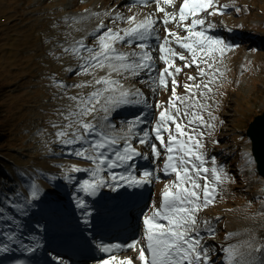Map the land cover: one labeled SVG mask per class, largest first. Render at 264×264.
Wrapping results in <instances>:
<instances>
[{"label": "snow or ice", "instance_id": "snow-or-ice-1", "mask_svg": "<svg viewBox=\"0 0 264 264\" xmlns=\"http://www.w3.org/2000/svg\"><path fill=\"white\" fill-rule=\"evenodd\" d=\"M150 2L156 4V12L164 14L161 20L154 19V13L145 14L141 19L136 15L124 17L117 14L112 18V23L121 22L127 27H109L100 32L105 27L101 23L91 33L95 37L94 47H88L80 40L64 49L83 61L79 75L94 77L92 84H76L74 87L94 86L95 90L87 96L68 97L73 104L68 106L66 114H62L67 123L57 131L56 136L64 146L80 145L73 148L69 155L92 164L91 168L73 166L70 169L72 173L86 172L89 176L80 181L75 189L82 195L74 197L75 206L86 218L91 216V212L87 210L85 198H95L101 189L115 192L122 187L143 188L159 181L157 173L174 177L165 184L159 206L153 200L142 213L141 235L138 238L125 244H97L100 251L109 254L100 264H136L137 260L140 264H214L209 254L210 248L202 241L215 237V227L211 221L200 220L198 216L200 211L215 203L217 189L228 176L223 167L217 166L215 158L211 159L212 167H206L208 159L204 152L203 133L198 132V128L205 125L201 110L206 105L196 99L198 94L206 96V92L200 91L201 84L210 92L213 80L210 77L207 83L202 80L201 84H196V77L189 76L188 80L193 83L183 86L186 95H178L176 76L183 69L176 66V61H183L184 68L195 66L200 69L199 76L203 78L209 73L201 68V64L212 69L216 54L222 55L228 46L224 45L223 40L209 35V29L204 27L205 21L199 18L201 13L213 7V0H183L178 12L171 13L162 5L175 7L174 0H134L131 6H147ZM158 24L164 26L163 38L159 34ZM169 24H174L185 34L180 35L171 30ZM117 45H135L139 51L123 52ZM158 63L164 65L163 69L157 67ZM96 71H104L105 75L96 77ZM141 74L147 79H141L140 83L147 84L153 94L158 90L168 91L171 82L167 106L157 102L155 111L142 112L127 121V131L123 135H116L110 131L113 126L103 122L108 120L110 111L121 105H143L145 108H152V105L139 88L126 89L120 79L113 77L128 79ZM53 85L60 89L67 87L55 80ZM101 111L105 113L102 122L96 123L95 117L93 120L87 119ZM149 115L154 117L153 121L147 119ZM144 124H150V127L137 132L136 129ZM53 127L60 126L54 124ZM207 127L213 125L208 124ZM68 129L72 131L69 133ZM133 139L137 140L138 145L150 149L153 162L160 160L163 155L162 167L144 169L137 175V159L148 160L149 156L133 146ZM116 169L123 171L116 172ZM64 179L71 182L73 178L66 174ZM39 195V189L32 184L30 200L25 201L24 205L9 200L7 207L24 214L25 206L37 200ZM0 221L10 222L16 228L21 227L13 216L4 214L3 207H0ZM84 223L90 221L85 219ZM202 231L206 236L201 234ZM232 235L226 238L230 239ZM0 236L7 241L0 244V253L12 251L13 245L28 254L40 247L39 243L32 246L24 244L16 231L0 232ZM129 249L137 252L135 258H118L120 251ZM222 252L224 264H264V242L255 243L254 238L229 245Z\"/></svg>", "mask_w": 264, "mask_h": 264}, {"label": "rangeland", "instance_id": "rangeland-1", "mask_svg": "<svg viewBox=\"0 0 264 264\" xmlns=\"http://www.w3.org/2000/svg\"><path fill=\"white\" fill-rule=\"evenodd\" d=\"M175 1L178 4V0ZM21 3L25 6V14L30 17L27 24L31 28V36L26 35L28 33L26 30L22 31L23 36L26 40L31 38L34 49L32 53L25 56L26 67L22 74L18 71L11 73L9 71V66L12 64L11 58L0 55L1 67L6 72V75L2 79L9 81L10 79L22 76L26 78L31 73L32 79L30 84L32 85L26 87L23 96H34L35 98L41 91L39 89L37 90L36 87H47L49 86V82L53 83L54 80L56 82H62L67 87L65 89H59L53 95H46V100L42 104L47 108L54 107L55 109L54 118L49 117L53 135L51 144L47 143L42 146L27 145L25 140L26 136L21 139L14 133H10L11 125L8 126L4 119L6 110H10L11 108V103L6 105L5 109L2 110V117L0 119V159L3 160L5 155H8L12 162L20 164L25 170L28 169L31 172V176L24 175L20 172V167L15 164L8 165L7 170L1 168L0 186H8V184L14 183L13 178L10 176L14 174L17 176L16 178L20 186L25 181L24 177H33L41 182L49 191L61 195L57 186L60 184L59 187H62V183L66 182L64 179L66 174L69 177L71 176L69 173L71 167L75 166L81 169L92 167L90 161L69 155L73 148L79 147L80 145L70 146V149L67 150V146L58 142L56 133L67 123L63 119L62 114H66L68 108H65V104L62 101L66 99L70 104H73L68 99L69 96H87L95 90L94 86H86L83 88L74 87L76 84L90 85L94 77L92 75H79L78 73L81 71L80 64L83 61L76 59L70 53L65 52L64 49L70 48L76 41L80 40H83L88 47H94L95 37L91 33L101 23L105 27H111L113 29L127 27L126 24L121 22L112 23V18L120 14L125 17L136 15L138 19H141L145 14L151 13L150 6L155 3L150 2L147 6L129 5L123 12L118 7L125 3L124 0H0V26L1 18L6 15V11L19 7ZM165 9L170 13L177 11V7H165ZM105 13H108V15H105ZM209 13L212 14L210 15ZM155 15L153 16L154 19L158 21L162 19V17ZM200 19H207V28L215 29V31L224 28L228 22L234 23L236 26H242L244 28L242 34L245 35L242 39H234L237 44L233 47V52L229 56L221 59L215 58L212 62L213 67L216 66V68H213V71H228L225 76L220 74L216 75V79L219 80L218 85L222 86L218 88L211 87L210 92L207 89H200V91L206 92V96L197 95L201 104L206 105L209 103L210 106L209 113L211 115L209 113L205 114V122L207 124L204 125L203 130L201 128L199 129L203 133L204 152L208 159L206 167L211 168L212 158H215L217 162H221L227 160L231 155L228 144L222 136L226 131L222 130V128L218 129L217 127H220L225 121H228V125L232 129H229L227 135L230 136L235 133L232 137L239 135L241 138L242 131L246 128L248 121L258 115L259 111L264 110V49L259 48L258 45L251 46L247 42L248 38H246V34H253L257 36L256 39L258 41L263 39L264 34H259L262 30L259 27L262 22L264 23V0H214L213 7L203 13ZM170 25L173 31L179 32L181 30L176 28L174 24ZM247 26L258 28V33L247 31ZM99 34L97 33V35ZM159 34L163 38L165 34L163 25ZM91 39H93V43L90 42ZM0 44H4L1 34ZM21 44H24V42H21ZM224 45L229 47L230 43ZM117 47L123 52L139 51V49L135 48V45L132 47H120L117 45ZM177 51L181 50L177 49ZM84 55L87 54L84 53ZM153 55L155 56L157 54L153 53ZM247 55H249V58L244 59ZM32 64H35V66L31 68ZM176 66L182 68L184 71L181 76V83L183 84H181L180 91L183 95H186L183 86L189 84V76L196 77L195 83L200 84L197 78L200 69L192 67L191 71H185L183 61L179 60L176 61ZM241 67H244L246 72ZM158 68L161 69L160 65ZM201 68L208 69L204 64H201ZM103 75H105L104 71L95 72L96 77ZM113 78L120 79L126 89L132 90L134 87V77L124 79L123 77L114 76ZM18 83L12 89V92L18 94L17 98L21 100L23 96L21 97L20 95ZM230 87L235 88L237 94H232L231 91L235 93L236 91ZM57 89L55 87L52 93ZM169 94L170 91L162 92L158 102L165 105ZM40 101V99L36 98L33 102L31 101V97H29L26 101V106L30 110V105L40 104ZM118 108L124 110L128 108L134 109L131 105H121L115 109ZM155 110L154 107L152 111ZM104 115L105 113L102 111L96 112L93 116L87 117V119L93 120L95 117V122H97ZM107 115L108 119L112 120L111 111ZM47 116V114L45 116L42 115L41 121L45 122L44 120ZM132 119L134 118L131 117ZM153 120L154 117L150 115L149 121ZM126 122V119L118 121V127L116 129L111 128L110 131L116 135H123L127 131ZM54 124L60 127H53ZM208 124L213 125V127L208 128ZM68 131L70 133L72 130L68 129ZM22 141L24 142L23 144ZM233 143L234 141L232 142L231 148L234 147ZM122 144L123 141H121ZM144 149L149 159L143 163L149 162V170L161 167L164 159L163 155L160 160L153 162L150 149L145 146ZM245 161L246 158H243L241 162L245 163ZM231 164L233 171L236 174L241 173L238 175H241L244 179L238 180L235 173L231 170L232 167L229 165L224 166L223 169L227 173L228 179L219 185L215 203L200 211L198 216L200 220L211 221L216 228L215 237L206 238V243H204L206 247L210 248L209 254L214 264L224 263L222 249L229 245L240 244L251 238H254V242L258 243V239L261 236L258 233L260 231L259 228L264 227V206H262L264 205V198L252 200L256 187L262 184L254 178L255 165L253 160L248 158L246 164L239 165L240 170L236 166L235 159L232 160ZM104 175L107 176L105 173ZM157 175L160 177V173H157ZM75 179H78V177ZM167 182L169 181L161 179L160 177L158 182L153 183V186L156 187L153 200L157 202V205L160 197L159 192L164 189ZM225 183L227 184L225 185ZM25 191L30 195V188L25 189ZM150 203L145 205L143 208L144 211L149 207ZM261 206L262 208L259 209ZM217 218H221L222 220L217 222ZM254 219L257 220V224L252 222ZM229 234H233L230 239L226 238ZM59 260H62V258L60 257Z\"/></svg>", "mask_w": 264, "mask_h": 264}, {"label": "bare ground", "instance_id": "bare-ground-1", "mask_svg": "<svg viewBox=\"0 0 264 264\" xmlns=\"http://www.w3.org/2000/svg\"><path fill=\"white\" fill-rule=\"evenodd\" d=\"M125 1V3H123L121 6H119L118 7V9L119 10H122L123 12L126 10V8H127V6H129V5H133V3H134V0H124ZM175 3V7L174 8H176V6H177V1H175L174 2ZM135 6H140L139 4H136ZM163 7H169V8H172V6H169V5H162ZM156 4H154V5H151L150 6V12L151 13H155L156 15H158V16H160V17H162L163 18V13L162 12H156ZM126 15V14H125ZM155 15V16H156ZM125 17V16H124ZM189 23H190V21H189ZM205 25H207L206 23H205ZM158 27H159V29H160V31H161V29H162V24H158ZM168 27L172 30V28H171V25L169 24L168 25ZM106 30V28H104L101 32H103V31H105ZM180 33L182 34V31H180ZM208 34L209 35H212V33H211V30L209 29V31H208ZM212 36H214V35H212ZM237 38V37H236ZM220 39V38H219ZM247 42L248 43H250V44H252V45H258V46H260V47H264V41H258L257 39H249L248 38V40H247ZM211 70L212 69H207L206 71H208V72H211ZM216 72H213L212 73V75L213 74H215ZM222 73V72H221ZM141 77H144V75L142 74L141 75ZM177 77V76H176ZM133 78V77H132ZM139 78V77H138ZM138 78H134L135 80H137ZM191 83H193V82H191ZM179 85V84H178ZM126 112H128V111H125L123 114H126ZM121 113V112H120ZM134 114H135V110L134 109H132V111H131V113H129L127 116H124V118L125 117H132V116H134ZM133 118H135V117H133ZM254 124H257V121L254 123ZM113 127L112 128H114V125L113 124H111ZM141 128V127H140ZM142 163V162H141ZM119 169H116V170H114V171H116V172H121V171H118ZM69 173H70V175H73V174H76V173H72L70 170H69ZM86 173V172H85ZM85 173H83V172H80V174H82L83 176H87ZM78 176V174H76V177ZM132 189L133 188H126V187H122V188H120L118 191H115V192H112L111 193V191L110 190H108L107 188H105L104 190H103V193H101V195L99 196V197H96L97 198V202H98V204H99V206H100V209H99V211L104 215V214H106L108 211V209H113V210H115V211H117L119 208H121V207H124V206H132V205H134L136 202H137V198L134 200V194H133V191H132ZM39 193H40V195H39V200H41V201H43V199H45V200H47V205L45 206V207H43L42 208V216H43V222H44V224L42 225V228H40L39 229V238H40V240L42 241H46V246L47 247H50L51 245H52V243H54L55 242V239H52L51 238V232L49 231L50 230V226H49V222H48V219L50 218V212L54 209V208H58L59 209V202H56V200H52L50 197H49V195L45 192V190L44 189H42V188H40L39 189ZM72 203V201L71 200H69V201H67L66 203H65V205L66 206H69L70 204ZM89 206H90V203H89ZM59 212L61 213V215L60 216H64L67 212H66V209H63V210H61V209H59ZM93 211H91V213H92ZM77 218H79V216H77ZM81 219H82V222H84L83 221V217L81 216L80 217ZM37 219H39V217H36L35 219H34V221L35 220H37ZM58 226H61V227H63L62 226V224H59ZM6 228V232H12V231H14V228L12 227V226H6L5 227ZM17 233H18V236H19V239H21L22 241H24L23 240V235H24V228H22V227H20V228H16V230H15ZM91 235V234H90ZM32 236V235H31ZM33 237V236H32ZM26 238H27V240L29 239V236H26ZM33 238H35V237H33ZM64 242V241H63ZM68 242H71V245H73V241L72 240H68ZM67 245V244H66ZM76 245H77V242L74 244V247H76ZM11 252V251H10ZM12 253H16L15 251H12Z\"/></svg>", "mask_w": 264, "mask_h": 264}, {"label": "water", "instance_id": "water-1", "mask_svg": "<svg viewBox=\"0 0 264 264\" xmlns=\"http://www.w3.org/2000/svg\"><path fill=\"white\" fill-rule=\"evenodd\" d=\"M257 121V124H254ZM252 123L249 129V136L253 140V152L260 165V173L264 175V114Z\"/></svg>", "mask_w": 264, "mask_h": 264}]
</instances>
